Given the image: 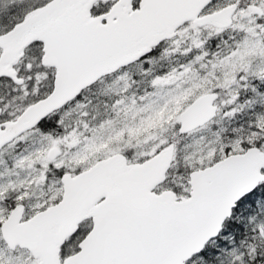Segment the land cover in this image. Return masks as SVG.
Here are the masks:
<instances>
[{
  "label": "snow or ice",
  "instance_id": "6c2138e0",
  "mask_svg": "<svg viewBox=\"0 0 264 264\" xmlns=\"http://www.w3.org/2000/svg\"><path fill=\"white\" fill-rule=\"evenodd\" d=\"M0 264H264V0H0Z\"/></svg>",
  "mask_w": 264,
  "mask_h": 264
}]
</instances>
